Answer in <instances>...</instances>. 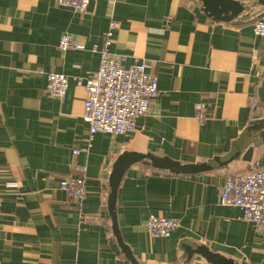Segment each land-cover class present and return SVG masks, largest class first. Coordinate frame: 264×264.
<instances>
[{"label":"crops","instance_id":"1","mask_svg":"<svg viewBox=\"0 0 264 264\" xmlns=\"http://www.w3.org/2000/svg\"><path fill=\"white\" fill-rule=\"evenodd\" d=\"M232 1L255 12L230 23L213 20L200 0H99L83 14L57 0H0V264H133L108 211V179L126 150L210 167L193 175L141 164L127 171L117 219L138 264H182L184 248L197 245L239 264H264V237L240 209L220 204L229 172L264 169L258 137L251 162L231 160L249 146L253 117L264 116V37L254 32L264 0ZM111 23L118 26L111 53L126 67L145 62L159 95L133 134L99 133L89 144L85 83L99 69L93 49L103 47ZM63 35L85 50L61 52ZM49 73L69 78L63 100L47 95ZM198 103L206 106L203 120ZM78 165L86 168L81 206L59 188L82 174ZM151 215L177 219L180 228L152 238ZM85 216L96 221L85 224ZM189 264L208 262L195 256Z\"/></svg>","mask_w":264,"mask_h":264},{"label":"built area","instance_id":"2","mask_svg":"<svg viewBox=\"0 0 264 264\" xmlns=\"http://www.w3.org/2000/svg\"><path fill=\"white\" fill-rule=\"evenodd\" d=\"M98 1L57 0V5L83 14L88 12L91 3ZM117 27L116 23H111L105 34L103 47L93 49L100 56V66L85 83L87 98L84 102V121L89 127V144L99 133L116 137L133 134L138 130V121L148 116L152 103L159 95L158 79L147 72L145 62L126 67L122 59L111 53L112 38ZM254 32L257 36L264 37V18L255 23ZM58 48L61 52L85 50L70 35L62 36ZM47 81V95L63 100L69 89V78L64 74L49 73ZM196 110L199 119L203 120L202 112L206 110V106L198 103ZM74 155H79V151H74ZM78 166L82 174L63 179L59 188L71 195L77 205L81 206L87 195L84 176L86 168L83 165ZM220 204L223 207L240 209L242 219L252 224L256 233L264 237V169L227 177L220 194ZM95 221L96 218L84 217L85 224ZM179 228V220L173 218L151 215L145 222L146 232L156 239L169 238Z\"/></svg>","mask_w":264,"mask_h":264},{"label":"water","instance_id":"3","mask_svg":"<svg viewBox=\"0 0 264 264\" xmlns=\"http://www.w3.org/2000/svg\"><path fill=\"white\" fill-rule=\"evenodd\" d=\"M203 3V9L209 13V16L217 21L234 22L235 20L248 19L250 14L255 12V6L243 4L232 0H200ZM258 95L261 103L264 104V79L259 86ZM249 134L253 136L249 146L243 151L235 155H231V160H242L251 162L253 153L256 148L253 142L256 137L264 143V116L255 115L249 125ZM228 157L214 159L215 164H222ZM136 164L148 166L166 173L193 175L210 170L206 164H182L179 161L171 160L157 154H144L126 150L122 152L114 161L112 170L108 179V211L112 220L113 235L122 249L125 256L133 263L138 264L129 248L125 245L122 238L118 219H117V198L121 183L127 171ZM185 261L182 264H189L195 256L204 258L208 264H239L220 253L211 251L208 247L197 245L193 248L187 246L184 248Z\"/></svg>","mask_w":264,"mask_h":264},{"label":"trees","instance_id":"4","mask_svg":"<svg viewBox=\"0 0 264 264\" xmlns=\"http://www.w3.org/2000/svg\"><path fill=\"white\" fill-rule=\"evenodd\" d=\"M156 171H159V173H163L162 171H160V170H157L156 169ZM250 173V172H249ZM165 174V173H164ZM245 174H248V173H232V172H229L228 174H227V177H233V176H237V175H245Z\"/></svg>","mask_w":264,"mask_h":264}]
</instances>
